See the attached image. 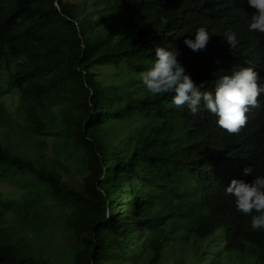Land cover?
Listing matches in <instances>:
<instances>
[{
  "label": "trees",
  "instance_id": "16d2710c",
  "mask_svg": "<svg viewBox=\"0 0 264 264\" xmlns=\"http://www.w3.org/2000/svg\"><path fill=\"white\" fill-rule=\"evenodd\" d=\"M166 8L215 33L210 44L226 40V32L238 40L254 33L264 43V34L249 30L256 10L248 0H205L204 15L187 0H82L78 7L0 0V68L24 59L6 78L30 109L24 114L31 134L60 140L79 155L84 174L67 183L54 164L14 154L1 142L0 168H15L23 189L46 191L68 209L73 264H200V256L212 264L219 257L264 264V229L251 227L258 214H242L225 192L245 167L264 175V94L239 134L207 111L177 108L174 93L153 96L142 71L165 40L147 19ZM71 17L83 18L81 36ZM246 57L264 81V57ZM55 106L64 118L49 127L40 113L53 114ZM3 216L0 209V264H39L23 238L2 226Z\"/></svg>",
  "mask_w": 264,
  "mask_h": 264
},
{
  "label": "clouds",
  "instance_id": "9594fccd",
  "mask_svg": "<svg viewBox=\"0 0 264 264\" xmlns=\"http://www.w3.org/2000/svg\"><path fill=\"white\" fill-rule=\"evenodd\" d=\"M63 1L78 7L82 0ZM87 1L93 4V0ZM187 1L204 15L205 0ZM248 4L256 10L249 30L264 34V0H248ZM91 12L88 7L86 16ZM190 17L175 8L148 16L151 30L155 29L165 41L151 51L152 58L142 71V83L153 96L174 93L172 103L177 108L186 106L192 115L207 111L218 117V125L229 134H239L247 124L246 114L261 107L260 96L264 94L260 68L246 54L264 57V43L254 33L238 40L234 32H226V40L210 44L215 33L201 26L194 29ZM82 19H70L79 36ZM56 115L49 116V123H54ZM243 171L244 175L232 179L225 192L235 197L242 214H258L252 216V229H264V175L252 174V167Z\"/></svg>",
  "mask_w": 264,
  "mask_h": 264
},
{
  "label": "rangeland",
  "instance_id": "374dc122",
  "mask_svg": "<svg viewBox=\"0 0 264 264\" xmlns=\"http://www.w3.org/2000/svg\"><path fill=\"white\" fill-rule=\"evenodd\" d=\"M23 60L10 59L9 64L3 62L0 68V86L3 91L0 103L4 106L3 111H0V142L14 154L31 156L37 163L46 161L48 165L54 164L62 171L63 179L74 184L77 180H82L84 174L78 160L79 155L74 152L68 154L67 148L54 136L33 134L34 137L31 134V127L24 114L28 109L27 104L22 102L19 92L6 78ZM53 110L54 114H57L54 124H57L60 121L61 106H55ZM61 118L63 120L64 114ZM50 124L49 127H52ZM14 169L7 165L0 168V209L4 212L2 226L11 231L15 240L23 238L22 244L27 247V251L39 257V264H73V256L68 247L73 237H70L66 230L68 209L59 205L46 191L43 194L31 195L30 191L18 184L22 180L14 176ZM18 176L22 178L21 174ZM195 239L196 237H192L191 241ZM221 259L219 257L220 261L216 262L248 264V260L243 257L234 260L236 263ZM199 263L212 264V259L206 261L200 256Z\"/></svg>",
  "mask_w": 264,
  "mask_h": 264
},
{
  "label": "bare ground",
  "instance_id": "6f19581e",
  "mask_svg": "<svg viewBox=\"0 0 264 264\" xmlns=\"http://www.w3.org/2000/svg\"><path fill=\"white\" fill-rule=\"evenodd\" d=\"M91 15V14H90Z\"/></svg>",
  "mask_w": 264,
  "mask_h": 264
}]
</instances>
